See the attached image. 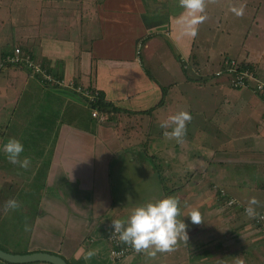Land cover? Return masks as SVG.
<instances>
[{"label": "crops", "instance_id": "crops-1", "mask_svg": "<svg viewBox=\"0 0 264 264\" xmlns=\"http://www.w3.org/2000/svg\"><path fill=\"white\" fill-rule=\"evenodd\" d=\"M229 1L253 14L244 39L251 48L226 57L264 79V0ZM184 15L179 0H0V63L18 47L58 81L42 84L21 65L0 70V127L11 128L0 142L19 138L21 158L30 159L14 167L0 152V199L21 202L14 223L0 224L2 250L48 252L68 264H264V91L214 76L203 56L215 57L230 31L194 51L197 34L185 33ZM79 88L98 91L109 106L98 109ZM23 98L38 99L37 111H20ZM181 110L191 120L177 142L159 125ZM15 112L21 118L11 123ZM31 117L36 135L28 133ZM220 189L239 207H227ZM168 196L178 198L188 239L154 257L134 251L112 260V221ZM251 197L255 217L244 210ZM220 204L234 213L227 227L211 213ZM194 209L198 224L187 216Z\"/></svg>", "mask_w": 264, "mask_h": 264}, {"label": "clouds", "instance_id": "clouds-1", "mask_svg": "<svg viewBox=\"0 0 264 264\" xmlns=\"http://www.w3.org/2000/svg\"><path fill=\"white\" fill-rule=\"evenodd\" d=\"M180 6L185 10L186 15L182 16L184 31L187 35L195 37L197 34L196 26L206 19L204 14L205 0H179ZM235 15L243 14V6L230 9ZM191 120L188 111L181 110L170 115L160 123V128L164 129L163 135L169 139L180 142L186 132V122ZM170 129V130H168ZM7 160L13 165L27 168L30 164L29 157L21 158L24 152L23 144L16 138H9L7 142L0 146ZM259 201L251 197L245 213L249 217L258 215L256 207ZM20 207L19 202L8 199L4 202L3 210H16ZM178 198L168 196L147 202L135 207L128 215L126 220L116 219L112 221V233L119 241L130 246L136 252H145L148 256L154 257L157 252L166 253L174 249L178 240L186 241L187 225L183 219H179ZM193 224L201 222L198 210H192L187 215ZM87 257L95 255V250H89Z\"/></svg>", "mask_w": 264, "mask_h": 264}, {"label": "rangeland", "instance_id": "rangeland-1", "mask_svg": "<svg viewBox=\"0 0 264 264\" xmlns=\"http://www.w3.org/2000/svg\"><path fill=\"white\" fill-rule=\"evenodd\" d=\"M209 1L210 0H206L207 3H205L204 14L206 15V19L202 23L197 25V38L195 41L194 48L197 45L199 47L203 48L202 45H200L199 43L201 41H204L205 37H208L209 43L212 41H218L219 39H222L218 35L221 30H223L224 33H226V31H230V35H231V37L229 36L227 39H225V40L223 39L224 42H221V43L219 42L215 46V48H218L220 50L219 53H218V51L216 52L215 57L211 56L209 59L206 56H203V61L205 60L204 65H206V67H208L210 70L214 71L217 69V67L219 65L222 64V60L224 57L232 56L235 58H241L242 55H237V54L238 53L243 54L245 51H247L251 48V46L246 47V42H244V39L246 37L245 29L251 25L250 24V22H251L250 18L253 14L252 13L253 8L248 7L246 10V8L244 7L243 8V14L240 16H237L234 13H231L232 11L230 9L232 7L240 8L239 5H237L235 3H231L229 0H227V2H226V0H213V4H210ZM224 1H225V3H224ZM259 1H261V0H259ZM221 3H224V5H221ZM263 4L264 3H261L262 7H263ZM223 12H224V15H223ZM209 28H211V32H210ZM6 32L9 33V30H7ZM212 32H215L217 36L212 37ZM222 43H225V44L223 45ZM11 46H12L11 41L4 45V47L6 49H10ZM140 46L141 45H138L137 47H135L136 48L135 54L137 56H138L137 51L140 49ZM199 47H198V51H199ZM194 51H197V49L195 48ZM203 70H205V68H203ZM205 74H207V73H205ZM94 92L96 94V91H94ZM39 101H41V99H39ZM37 103H38V99H37ZM36 104L34 105L33 103H29V102H27V100L25 98H23V103H22L20 111H23L26 113L27 112L33 113V110H35V112H36L37 107H38ZM52 106L53 105H50L49 107H52ZM32 108H33V110H32ZM9 111L10 110L6 111L5 113H8ZM20 111H17V112H20ZM17 112H15L12 116H9L11 123H13L14 121L16 123L17 119L21 118L17 114ZM30 121H31V123L27 127L28 133L30 135H36L37 134V126H36L34 117H31ZM5 128H6L5 126L0 127V136L4 135L5 133L9 134V131L11 128L7 129V131H5ZM18 131H20V129ZM17 134L21 135L22 133H17ZM17 139H19V138H17ZM1 145H2V143L0 142V146ZM28 145H29V149H32L31 151H35L38 149V144L36 142H30ZM18 166H19L18 164L14 165V167H18ZM3 184H4V181H3V183H0V192H2V190H3L4 191L3 195L6 196L7 190L3 189L4 188ZM3 195L0 199V224L3 226L5 223H9L12 225L14 223L13 220L15 219L16 215L12 214L11 212L12 211H19L20 208H17L16 210H9V211L5 212L3 210V205H4V202L7 201V198L3 197ZM2 202H3V204H2ZM18 202H19V204L21 203L20 201H18ZM219 206H215V211H213L211 213H216L217 215L222 216L221 224L223 227H227V223L231 222V215H233L234 213L232 210L224 207L221 204ZM27 208L29 209V212L31 210H36L35 209L36 207H34L32 205L28 206ZM128 209L130 210L129 207H128ZM22 212H23V210H22ZM5 214L8 216H5ZM25 217L26 218L24 219V221H27V219L29 217H32V216H28V214L26 213ZM233 217H234V215H233ZM223 231H229V230H228V228H223ZM228 236H230V234H228Z\"/></svg>", "mask_w": 264, "mask_h": 264}, {"label": "built area", "instance_id": "built-area-1", "mask_svg": "<svg viewBox=\"0 0 264 264\" xmlns=\"http://www.w3.org/2000/svg\"><path fill=\"white\" fill-rule=\"evenodd\" d=\"M183 67L186 68L187 65L185 60L182 59ZM6 64L21 65L27 68L30 73L36 76L42 84H53L58 83V81L51 76L43 67L36 64L28 55L24 54L22 50L18 47L14 48L11 54H7L0 63V69ZM214 76H225L227 78L228 84L233 88H248L250 83H254V88L257 92L264 91V79H260L255 74L254 70L246 64L236 62L235 60L225 57L222 60V64L214 71ZM81 92L91 104H94L95 93L93 94L89 89H80ZM93 117L98 116V110L92 109L91 112ZM219 196L223 197L227 207H239L236 200L231 198H225L226 194L223 190H219ZM245 210V209H244ZM259 219H263V216H259ZM258 221V220H257ZM106 240L109 248V256L112 260H120L127 256L129 253H133L134 250L118 240L117 236L112 233V227L109 230Z\"/></svg>", "mask_w": 264, "mask_h": 264}, {"label": "water", "instance_id": "water-1", "mask_svg": "<svg viewBox=\"0 0 264 264\" xmlns=\"http://www.w3.org/2000/svg\"><path fill=\"white\" fill-rule=\"evenodd\" d=\"M0 259L10 263L42 262L47 264H68L64 258L48 252H33L27 254H13L0 248Z\"/></svg>", "mask_w": 264, "mask_h": 264}, {"label": "trees", "instance_id": "trees-1", "mask_svg": "<svg viewBox=\"0 0 264 264\" xmlns=\"http://www.w3.org/2000/svg\"><path fill=\"white\" fill-rule=\"evenodd\" d=\"M2 69V68H1ZM0 69V70H1ZM91 90V92L94 94L95 92L94 91H96V90H94V89H90ZM96 97H95V100H94V106L95 107H97L98 109H100V110H105L108 106H109V104L108 103H106L104 100H103V96L98 92V91H96V95H95Z\"/></svg>", "mask_w": 264, "mask_h": 264}]
</instances>
